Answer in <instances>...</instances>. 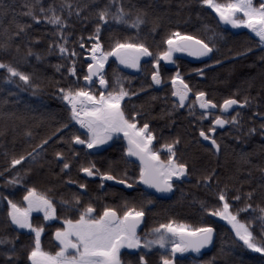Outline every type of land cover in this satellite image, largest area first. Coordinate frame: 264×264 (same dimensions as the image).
<instances>
[{
  "label": "trees",
  "instance_id": "16d2710c",
  "mask_svg": "<svg viewBox=\"0 0 264 264\" xmlns=\"http://www.w3.org/2000/svg\"><path fill=\"white\" fill-rule=\"evenodd\" d=\"M118 2L126 11L130 10L129 21L137 11L142 10L144 22L139 28H134L131 23L124 24L110 18L101 24L103 49L110 50L117 39L121 42L128 40L130 43H144L154 56L165 50L167 46L163 41L175 31L204 40L213 49L212 64L205 71L206 79L197 84L198 88L193 85L192 79L189 80L191 89L193 93L205 92L207 98L215 103L228 98L243 100L247 97L248 105L234 109L227 116L230 120L233 115L239 114L238 123H229L217 131L215 140L219 152L215 153L197 136L201 129L206 131L210 127L208 117L201 119L202 113L189 108L180 110L171 99L169 88H148L151 83L148 77L132 76L115 61H109L104 68L108 88H114L119 77L124 87L134 93L122 102L125 115L131 117L136 113L140 125L148 123L149 128L159 134L172 132L173 140H179L174 146V159L187 165V174L174 182L173 195L168 199L154 198L141 187L126 191L117 184H110L101 189L97 182L85 180L79 169L89 166L92 161L100 172L108 171L117 180L124 179L123 173L127 170V179L132 182L138 175V164L124 155L122 142L114 141L104 152L94 155L81 166L70 154V137L82 133V130L73 122L66 130L57 132V129L68 122V108L59 89L84 86L82 80L88 64L86 56L95 42L89 37L93 36L99 23L97 9L103 8L110 0H0V62L12 64L28 74L31 80L29 85L23 84L18 77L7 82L3 79L5 70L0 69V173H3L0 175V197L7 196L20 206L24 203L22 197L26 189L35 187L38 193L58 200L75 201L78 196L79 207L91 204L102 209L108 206L122 214L127 203L129 207L144 210L146 227L166 223L169 219L192 227L211 225L215 235L201 264H264V258L259 253L244 248L242 242L234 243L236 238L231 228L202 207L203 204L213 210L221 208L222 203L218 201L221 190L226 193L232 212L244 206V194L249 192L252 196L247 203L253 209L264 207V128L261 127L264 118H259L264 114V49L246 32L235 34L224 27L215 12L202 5L200 0ZM254 2L257 4L260 0ZM29 5L40 17L39 21L27 15ZM50 5L67 21L63 29L44 20V15L51 13H42L40 9H47ZM67 5H71V15ZM115 10L113 6L111 11ZM20 26H23L22 30ZM61 31L67 37L65 46L69 51L75 49L77 52L74 58L77 68L75 77L67 71L73 58L67 53L62 54L57 47L65 43L60 39ZM81 42L83 50L79 47ZM170 128L171 131H168ZM45 137L51 139L35 160L26 157L20 165L9 168L13 157L31 152ZM173 140L161 139L155 144L164 145ZM58 151L70 164L68 172H64L56 160L55 153ZM17 173L21 183L6 185L5 181L17 176ZM205 176L210 177L209 181L204 180ZM67 180L85 184L87 193L82 194L76 187L66 185ZM237 195L241 199L234 201L232 198ZM149 200H153V206L145 209ZM77 213L65 212L61 216L69 219ZM258 215V209H249L240 212L239 219L247 222ZM32 223L43 227L41 246L52 249L50 231L53 227H45L41 217L32 218ZM251 231L257 239L261 238L258 220H252ZM0 240L10 241L0 244V264H31L27 260V252L34 244V235L10 223L4 200H0ZM13 244L16 255L9 262L5 253Z\"/></svg>",
  "mask_w": 264,
  "mask_h": 264
},
{
  "label": "snow or ice",
  "instance_id": "6c2138e0",
  "mask_svg": "<svg viewBox=\"0 0 264 264\" xmlns=\"http://www.w3.org/2000/svg\"><path fill=\"white\" fill-rule=\"evenodd\" d=\"M202 5L210 7L219 17L220 21L231 24L234 28L245 27L258 38V45L264 47V0H260L259 4L254 3V0H226L220 3L217 0H200ZM69 15H71V5ZM115 6V11H111ZM62 7H64L62 5ZM42 13L50 12L51 15H44V20L49 24L56 26L58 29H63L67 23L61 15L56 13V10L51 5L47 8H41ZM79 14V9H77ZM131 14L130 10L126 11L123 5L118 0H110L103 8L97 9V18L99 23L95 26L93 36L89 39H94L88 54L91 57V63L87 64V74L83 76V81L87 82L83 87H68L59 89L60 96L66 102L68 108V122L61 124L57 132L61 129H68L75 122L80 128L85 129V138L80 135L72 134L70 142L77 145H83L88 149H93L99 145L105 144L112 139L114 135L123 133V137L127 140L126 154L127 157H136L139 160V174L134 179L139 180L144 185L156 189L157 192H169L173 188V178L179 179L187 174V165L180 163L175 157L174 146L179 143V140H173L171 143L161 145V150H167V159L161 160L159 150H153V141L155 139L153 133L149 131L148 123H144L142 127L137 126L136 113H133L131 118L125 116L121 107V101L130 93L121 83L119 77L116 78L113 91H108V81L104 76L105 61L109 56H115L123 65L131 68H139V61L142 56H153L149 48L144 43H130L128 40L121 42L119 39L110 46V50L105 51L100 42L101 24L106 23L110 18L114 21L129 24L134 28L144 22L142 10L137 11L134 18L129 21L128 17ZM27 15L32 16L34 20L39 21L40 17L36 16L29 5ZM21 30L23 26H20ZM153 31L155 28L152 29ZM60 39L64 40V44H58L62 54L67 53L73 58L67 71L68 74L75 77L77 75L76 60L77 56L75 49L69 51L65 46L67 37L61 31ZM83 38H81L82 40ZM167 46L165 50L155 55L153 59V71L151 72V81L154 84H161L159 64L161 60L171 61L175 63L173 54L176 52H186L191 56L201 57L207 56L213 51L204 40L196 36L182 34L180 31L170 33L163 41ZM79 47L83 50L84 44L81 42ZM31 54V53H29ZM39 59V56H37ZM219 63V61H216ZM0 69L5 70L6 75L3 79L7 82H12L14 78H19V81L25 85L31 84L30 76L18 70L12 64L0 62ZM198 73L203 75L202 70L197 69ZM101 88L99 95H95L89 89L91 85L97 83ZM79 83V79L76 81ZM172 96L177 97L176 106L184 107L192 89L182 78L179 69L175 75L171 77ZM19 86V85H18ZM33 88L36 85H31ZM195 101L193 104L187 105L190 110L198 104L199 108L204 110L201 119L209 117L211 110L217 108L213 100L206 98V93L203 91L195 92ZM249 100L245 97L243 100L228 98L223 101L218 107L222 112H226L233 105L246 106ZM238 115H233L230 120L225 119L222 115L215 116L212 119V126L207 130V133L201 129L199 135L205 140H209L211 145L219 150L217 141L208 133H214L216 126L223 127L225 124L238 123ZM264 115V114H262ZM264 128V125H261ZM250 131H254L251 129ZM29 136L31 132L27 133ZM51 137H45L38 143L31 152H27L13 157L10 160L9 168H14L25 161L26 157L35 160L45 149ZM63 139V137H61ZM76 153H73L75 156ZM55 156L59 159H65L63 153L56 152ZM69 162L63 163V169H69ZM5 171H8L7 169ZM80 172L86 173L87 176L100 177L101 185L105 180L115 181L117 177L110 172H100L94 163H89L87 167H81ZM3 175V173H0ZM17 176L8 178L5 183L11 185L20 184L21 181ZM124 179L118 180V183L125 185L128 188L132 184L128 183L127 170L124 171ZM210 177L205 176L204 180L209 181ZM84 189L85 184L79 185ZM245 204L236 212L230 211V205L226 199V193L221 190L218 193V201L222 203V208L215 210L208 208L202 204L205 211L211 216L221 217L231 226V231L234 233L236 241L242 242V246L254 253H259L264 258V207L257 206L259 215L249 219L247 222L239 219L240 212H247L253 209L247 200L251 199L252 193H246ZM234 201L241 199L240 195L232 198ZM0 200L7 202V217L10 223L17 226L18 229H29L34 233V244L30 251L27 252V260L31 264H121L120 253L122 248L127 249H146L152 250L158 246L164 253L160 256V264H174V258L177 253L200 252L202 248L209 245L213 241L215 229L211 225L202 227H192L183 222H176L169 219L166 223H160L157 227L151 229L143 237L137 232V227L141 223L145 213L144 210L135 207H129L124 204V211L120 214L116 208L105 206L99 215L91 204L83 208L79 212L76 219H64L63 227L57 228L54 237L58 242V248L55 252L43 250L41 246V233L43 227H34L30 216L33 211L42 212L45 221L56 216V208L51 199L46 195L38 193L35 187H28L22 197L27 207L22 208L9 199L7 196L0 197ZM76 204H79V197L74 198ZM149 203L151 201H148ZM67 204V201H63ZM256 219L261 224V238L257 239L252 228V220ZM10 243V241L0 240V244ZM15 246L9 248L5 253L6 259L9 262L15 257ZM172 257V258H170ZM139 264H148L144 255L139 257Z\"/></svg>",
  "mask_w": 264,
  "mask_h": 264
},
{
  "label": "flooded vegetation",
  "instance_id": "af4514ba",
  "mask_svg": "<svg viewBox=\"0 0 264 264\" xmlns=\"http://www.w3.org/2000/svg\"><path fill=\"white\" fill-rule=\"evenodd\" d=\"M220 23L224 27L229 29L224 23H222V22H220ZM237 28L239 29L238 32H233L230 29L229 30L232 33H235V34H238V33H241V32L244 31V32H246L248 34V36L252 37L258 43V38H256L253 34H251L248 30L241 29L239 27H237ZM259 47L264 49V47H262V46H259ZM212 56H213V51H212V54H211V56L209 58L196 60V59H193L191 57L183 56V55H181L180 52H176V53L173 54V58L175 60V63H172L171 61L161 60L160 64H159V68H160V76H161V79H162V83L159 84V85L154 84L151 81V72L153 71V59H154L155 55L154 56H142L140 58V61H139V65H140L139 68L127 67L126 65L121 64L119 62V60H117V58H114V57H110L108 62L109 61H115L117 63V65L122 70H124L125 72H129L130 75H132V76L141 75V78H145V77L147 78L148 77L150 79V82H151L150 86L148 88H153V89L154 88H158V89H160V88H169L170 97L176 104V102H177L176 97L172 96V90L173 89H172V84H171V77L173 75H175L176 72H177V69H179V72H180L182 78L189 85L190 88H191L190 83H189L190 79H192V81L194 83L193 85L197 86V84L200 81H204L206 79L205 71L208 70L209 67L212 64L211 63ZM183 67H185V70H183ZM197 69L202 70L203 75L198 73L196 71ZM107 88H108V86H107ZM196 88H198V86ZM90 89L96 94L100 93V91H101V88H90ZM113 90H118V88L117 89L108 88V91H113ZM194 94L195 93H193V91L190 92L189 96H188V99H187L186 105L182 109L179 106H178V108L180 110H184L185 108H189L187 105L193 104V102L195 101V95ZM131 96L132 95H129L128 97H125L121 101V105H122V102L125 99H128ZM206 98H207V96H206ZM222 103H223V101L221 103H215L217 105L216 110L215 111H210L209 117H208L211 120L210 126H212V119H214L215 116L222 115L223 118L227 119V116L230 115L231 112L234 110V109H232V110L229 109V111L222 112L221 109L218 107ZM237 108H240V107H237ZM193 111H197L198 113H202L203 112V111L198 109V104L195 105V108L193 109ZM126 117H128V116H126ZM128 118L130 119L131 117H128ZM259 118H261V119L264 118V115L259 116ZM136 122H137V126L138 127H142L143 126V125H140L137 117H136ZM73 124L76 127L80 128V126L78 124H76L75 122H73ZM227 125L228 124H225L223 127H221V126L216 127V130H215V132H214V134L212 136L213 139H215V135H216L217 131L224 129ZM80 129L82 130V133H80L78 135H80L81 138L84 139L85 138V135H84L85 130L82 129V128H80ZM207 130L205 131L206 133H207ZM149 131H151L153 133L154 137H155V139L153 141V145H152L153 146V150H159V155H160L161 160H166L167 159V150L166 149H162L161 150V145L155 144V141H161V139L173 140V133L172 132H167V133H165V135H162V134H159V133L155 132L154 130H152L150 128H149ZM168 131H171V128ZM208 134H210V133H208ZM197 136H198L199 141L202 142L201 141V136L199 135V132H198ZM116 140H120L122 142L123 148H124L123 152H124V155L127 157V154H126V151H125L126 148H127V140L124 139L123 135H119V136L115 137L112 140V142H110L108 144H102V145H99L98 147L93 148V149H88V148H86L83 145H77L74 142H71L72 149L70 151V154L72 156V159L77 160L79 163H81V166H83V164L85 162H89L90 161L91 157H93L94 155L97 156L101 152H104L105 148H107V146L111 145ZM73 153H76V155L73 156ZM164 156H165V158H163ZM127 158L130 159V160L135 161L138 164V170H139V161H137L135 157H127ZM56 160L61 164V168H63V163L65 162V159L62 160V159H59V158L56 157ZM90 162L92 163V161H90ZM69 170H70V168L69 169H63L64 172H68ZM80 173H81L82 177L85 178V180H91V181L97 182L98 186L101 189L107 187L110 184L111 185L112 184H117L118 186H120V184L118 183V180H115V181L105 180L103 185H101L99 175L89 177L87 175H83V172H80ZM138 174H139V171H138ZM185 177H186V175L180 177L179 179H174L173 180V188H174V182L175 181H179V180H181V179H183ZM65 183H66V185H68L70 187H76L77 191L82 193V194L87 193V187H85L84 189H81L79 187V185L81 183H78L76 181H71V180H67ZM128 183L132 184V188L131 189H126V188H124L122 186H120V187L123 188L126 191H132V190H134V189H136L138 187H141L143 190L148 192V194H151L154 198H157V199H168V198H170L173 195V188H172V194H171L170 197H168V198H159V197L155 196L153 193H151L144 185H141L140 181L137 180V179L133 180L132 182L128 181ZM47 197L52 200L53 205L56 208L55 219L54 220L45 221L43 219V214H41V213H33L32 216H31V222H32V218L41 217L43 222H44V224H45L44 225L45 227H48V228L49 227H53V229L50 231V240H51L50 241L51 242L50 245L52 246V249H44L43 247L42 248L45 251L55 252L57 250V248H58V242L55 240L54 233H55L57 228H62L63 227V221L65 219L63 216H61V214L65 213V212H70V213L78 212L75 217L69 218V219H73L74 220V219L78 218L79 212L82 211L83 208L86 207V206L79 207L78 205H76L75 201H67V204H64L63 200H58V199H55V198H53L51 196H47ZM147 202L145 203V209L150 208V207L153 206V200L150 203L149 202L147 203ZM26 206H27L26 203H23L22 205H20V207H26ZM93 208L96 210V214L97 215H99V213L102 212V210H103V208L102 209H98L97 206H93ZM33 226H35V225H33ZM157 226L158 225H155V226H152V227H146L145 226V215H144V217L142 218L141 228L139 230H137V232H138V234L140 236L143 237L147 232H149L151 229H153V228H155ZM35 227H37V226H35ZM29 232H31V231H29ZM214 235H215V232H214ZM210 246H211V243L209 244L208 249L200 251L198 253L191 252V251L186 252V253H182V254L181 253H177L176 257L174 258V264H201L204 261L203 259H204L205 255H206V253L209 252ZM162 254H167V253H164V251L159 249L158 246L154 247L152 250H146V249H143V248H140V249L122 248L121 249V253H120V259H121V264H139V257L141 255H144L145 259L148 261V264H160V256ZM170 258H172V257H170Z\"/></svg>",
  "mask_w": 264,
  "mask_h": 264
},
{
  "label": "water",
  "instance_id": "95a60500",
  "mask_svg": "<svg viewBox=\"0 0 264 264\" xmlns=\"http://www.w3.org/2000/svg\"><path fill=\"white\" fill-rule=\"evenodd\" d=\"M216 16H217V15H216ZM217 18H218V20L220 21V19H219L218 16H217ZM220 22L224 23V24H225V25H226L231 31H233V32H238V31H239V29H238L237 27L234 28L231 24L225 23V22H223V21H220ZM180 53H181V52H180ZM211 54H212V52L209 53L207 56L195 57V56H191V55H189V54L186 53V52L181 53V55H183V56L191 57V58L196 59V60L207 59V58H209V57L211 56ZM86 59H87V61H88L89 63L92 62V61H91V57H90V55H87V56H86ZM86 74H87V68H86ZM82 82H83L84 86H85V84L87 83V82H85V81H83V80H82ZM94 84H95V83H94ZM94 84H92L91 86H93ZM96 85H97L98 88H100L98 82L96 83ZM176 100L178 101V98H177V97H176ZM186 103H187V101H186ZM185 105H186V104H185ZM237 107H242V106H240V105H233L230 109L232 110V109H235V108H237ZM180 108L182 109L183 107H180ZM198 109L201 110V111H204V110H202V109L199 108V105H198ZM215 110H216V108L213 109V110H211V111H215ZM231 110H230V111H231ZM227 111H229V109H228ZM216 127H219V126H216ZM213 134H214V133H210L209 135L213 136ZM212 138H213V137H212ZM201 141H202V143H204L205 145L210 146V147L213 149V151H214L215 153H218V152H219V150H217L216 148H214V147L211 145V142H210L209 140H205L203 137H201ZM135 158H136V157H135ZM136 160L139 161L137 158H136ZM83 175H87V174H86V173H83ZM119 184H120V183H119ZM140 184H141V185H144L142 182H140ZM120 186H122V187H124V188H126V189H131V188H132V187H131V188H128V187H126V186L123 185V184H120ZM144 186H145V187H146L151 193H153L155 196H157V197H159V198H168V197H170L171 194H172V190L169 191V192H157L156 189H154V188H151V187H149V186H147V185H144ZM141 225H142V221H141V223L138 225L137 230H139V229L141 228ZM208 247H209V245L205 246V247L202 248L200 251L206 250V249H208Z\"/></svg>",
  "mask_w": 264,
  "mask_h": 264
},
{
  "label": "rangeland",
  "instance_id": "374dc122",
  "mask_svg": "<svg viewBox=\"0 0 264 264\" xmlns=\"http://www.w3.org/2000/svg\"><path fill=\"white\" fill-rule=\"evenodd\" d=\"M255 1V0H254ZM255 3V2H254ZM259 3V2H258ZM257 3V4H258ZM207 6V5H206ZM208 7V6H207ZM210 8V7H209ZM239 28H241V29H246V30H248L250 33H251V31L249 30V29H247V28H245V27H243V26H241V27H239ZM251 34H253V33H251ZM254 35V34H253ZM255 36V35H254ZM110 57H114V58H116L115 56H109L108 57V59L105 61V66H106V64H107V62H108V60H109V58ZM91 88H94V87H92L91 86ZM90 91H92L91 89H89ZM93 92V91H92ZM94 93V92H93ZM95 95H99V93L98 94H96V93H94ZM85 130V129H84ZM86 131V130H85ZM119 135H123V133H120ZM119 135H114L113 136V138L112 139H110V140H108L105 144H108V143H110V142H112V140L115 138V137H117V136H119ZM174 179H176V178H173V180ZM27 207V206H26ZM22 208H25V207H22ZM221 208H222V206H221ZM33 213H41V214H43L42 212H37V211H33L32 213H31V216H32V214ZM31 216H30V219H31ZM219 218H221V217H219ZM55 219V217H52V218H50L49 220H54ZM222 219V218H221ZM223 220V219H222ZM230 228H231V226L227 223V221H225V220H223ZM35 227V226H34ZM26 230H28V231H30L29 229H26ZM34 234V233H33Z\"/></svg>",
  "mask_w": 264,
  "mask_h": 264
}]
</instances>
